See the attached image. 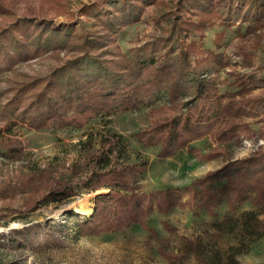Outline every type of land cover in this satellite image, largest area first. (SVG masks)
<instances>
[{"label": "rangeland", "instance_id": "rangeland-1", "mask_svg": "<svg viewBox=\"0 0 264 264\" xmlns=\"http://www.w3.org/2000/svg\"><path fill=\"white\" fill-rule=\"evenodd\" d=\"M100 1L108 0H0V42L11 53L7 37L11 32L20 36L21 27L16 29L15 26L24 18L51 20L55 26L76 20L82 22L76 28L78 33L83 28L87 33L102 35L105 42L102 49L106 50L107 57L120 60L122 55H130L146 42L168 37L173 32L188 33L190 38L185 48L193 65L206 68L203 76L211 77L220 94L235 92L239 83L250 75L256 78L261 75L257 68L264 67V0L258 4L262 11L249 18L242 15L243 5L240 14L228 8L238 9L240 0H187L199 5L205 2L198 13L190 11L189 4L180 9L181 0H154L144 7L135 23L119 28L117 35L107 33L100 19L82 11L85 5L89 7ZM73 56L75 52L65 48L43 53L30 61H17L9 69V64L2 63L0 243L3 245L0 246V264H204L198 249L210 241L213 224L224 219L228 212L225 202L214 212L204 208L195 212L182 205L173 206L166 213L153 212L148 219V230L135 225L121 232L82 237H75L70 231L49 234L43 244L29 240L26 247L11 244L13 240L26 242L19 237L22 235L7 239L13 230L21 231L31 223L61 221L67 210L92 215L95 196L108 189L93 191L81 182L95 171L96 159L105 142L108 146L117 136L125 146L122 159L129 164L145 163L140 189L146 192L180 188V193L185 194L182 191L185 185L230 161L264 149V104L243 107L248 111L243 120L253 129L252 135L218 141L208 134L164 157L159 156L160 144L148 146L142 140L153 125L150 105L109 116L98 115L79 129L27 126L20 117L39 89L37 80ZM252 86L246 96L263 102L264 82ZM239 100L237 95L235 106L240 104ZM164 103L168 104L165 98L159 97L156 101L159 107ZM182 110L184 114L188 111ZM213 150L220 153L210 160L196 155ZM66 184L77 187L79 195L60 203H40L46 194ZM180 198L184 202L187 195L180 194ZM250 209H256L260 218H264V204L257 208L249 200L243 201L238 213ZM228 239L232 237L225 236L223 243ZM254 244L249 254L238 257L240 263L264 264V237ZM163 252L173 254L175 259L170 261Z\"/></svg>", "mask_w": 264, "mask_h": 264}, {"label": "trees", "instance_id": "trees-1", "mask_svg": "<svg viewBox=\"0 0 264 264\" xmlns=\"http://www.w3.org/2000/svg\"><path fill=\"white\" fill-rule=\"evenodd\" d=\"M259 1L240 0L238 9L228 8L240 14L243 5L242 15L249 18L262 11ZM153 2L100 1L89 7L85 5L82 11L100 19L107 33L115 34L122 26L135 23L142 16L144 7ZM187 4L190 11L198 13L205 2L199 5L181 0L179 8H185ZM81 24V21L74 20L55 26L51 20L24 18L15 26L16 29L21 27L20 36L11 32L7 37L12 52L0 42V69L2 63L9 64V69L17 61H30L53 50L69 48L75 52V56L37 80L39 89L20 117L27 126L33 129H79L98 115L109 116L150 105L153 108L150 112L153 125L142 140L148 146L160 144L159 156L163 157L204 135L211 134L216 140L225 141L253 134L251 126L243 120V116L248 114L243 107L264 104L258 98L246 96L252 84L264 82L263 65L257 68L260 76L250 75L245 82L239 83L235 92L220 94L211 77L203 76L206 68L193 65L185 48V42L190 38L188 33L173 32L168 37L146 42L133 49L130 55H122L120 60H116L108 58L106 50L102 49L105 43L102 35L87 33L83 28L81 33L76 31ZM237 95L240 104L235 106ZM159 97L165 98L168 104L156 105ZM228 98L229 101L223 102ZM184 108L188 110L185 114L182 113ZM103 146L96 159L95 171L81 182L93 191L108 189V192L95 196L93 214L87 216L67 210L61 221L31 223L21 231L13 230L6 236L9 239L16 234L22 235L19 237L26 242L13 240L11 244L26 247L29 240L43 244L49 234L70 231L75 237H82L108 231L121 232L135 225L148 230V219L153 212L166 213L176 205L195 212L203 208L214 212L223 202L228 212L223 220L213 224L210 241L198 249L204 264H242L238 257L249 254L254 243L264 237V218H260L259 211L250 209L238 213L243 201L249 200L257 208L264 204V149L208 172L190 185H185L182 190L185 194H182L180 188L142 191L140 180L145 172V163L129 164L122 159L126 152L119 136L108 146L106 142ZM218 153L213 150L205 154L197 152L196 155L210 160ZM78 193L77 187L66 184L46 194L40 203L64 202ZM180 194L187 195L184 202H181ZM225 236L232 237V240L223 243ZM163 255L170 261L175 259L169 252H163Z\"/></svg>", "mask_w": 264, "mask_h": 264}]
</instances>
